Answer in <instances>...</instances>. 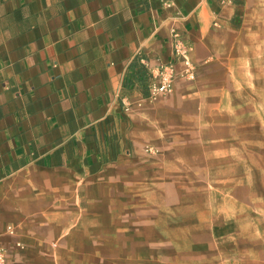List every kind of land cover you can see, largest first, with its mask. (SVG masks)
I'll return each instance as SVG.
<instances>
[{"label":"crops","instance_id":"1","mask_svg":"<svg viewBox=\"0 0 264 264\" xmlns=\"http://www.w3.org/2000/svg\"><path fill=\"white\" fill-rule=\"evenodd\" d=\"M247 2L0 0V233L17 232L1 243L9 264H83L101 254L100 232L87 249L82 237L65 238L68 223H101L103 182L118 186L145 147L174 140L219 103L223 82L214 78L229 76L222 54ZM177 39L191 48L195 81L179 77L157 100L127 87L135 62L150 79L175 62Z\"/></svg>","mask_w":264,"mask_h":264},{"label":"rangeland","instance_id":"2","mask_svg":"<svg viewBox=\"0 0 264 264\" xmlns=\"http://www.w3.org/2000/svg\"><path fill=\"white\" fill-rule=\"evenodd\" d=\"M247 4L222 54L229 76L214 78L219 103L145 147L118 186L103 182L101 223H68L87 249L101 233L83 264H264V0Z\"/></svg>","mask_w":264,"mask_h":264},{"label":"built area","instance_id":"3","mask_svg":"<svg viewBox=\"0 0 264 264\" xmlns=\"http://www.w3.org/2000/svg\"><path fill=\"white\" fill-rule=\"evenodd\" d=\"M173 0H161L164 7H170ZM220 7H227L234 4V0H216ZM191 48L181 40H176L174 55L176 61L170 64L162 65L157 74L152 76L149 82L148 90L149 100H157L162 96L171 95L175 89V83L179 77L189 82L196 79L197 70L190 57ZM177 63H181L184 67L183 72L179 75L177 72ZM148 153H153L154 149L148 148ZM16 229L13 226L7 227L4 233H0V264H9V249L1 245L6 237L15 238ZM17 248H23L22 243H16Z\"/></svg>","mask_w":264,"mask_h":264},{"label":"trees","instance_id":"4","mask_svg":"<svg viewBox=\"0 0 264 264\" xmlns=\"http://www.w3.org/2000/svg\"><path fill=\"white\" fill-rule=\"evenodd\" d=\"M150 77L145 70V68L138 62H135L131 66V70L127 76V87L131 88L134 86V84H139L141 89L143 90L145 96L149 95V86Z\"/></svg>","mask_w":264,"mask_h":264},{"label":"bare ground","instance_id":"5","mask_svg":"<svg viewBox=\"0 0 264 264\" xmlns=\"http://www.w3.org/2000/svg\"><path fill=\"white\" fill-rule=\"evenodd\" d=\"M126 229V228H125Z\"/></svg>","mask_w":264,"mask_h":264}]
</instances>
